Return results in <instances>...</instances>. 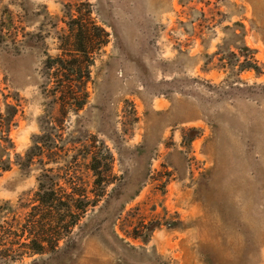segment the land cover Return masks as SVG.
Here are the masks:
<instances>
[{"label": "rangeland", "instance_id": "374dc122", "mask_svg": "<svg viewBox=\"0 0 264 264\" xmlns=\"http://www.w3.org/2000/svg\"><path fill=\"white\" fill-rule=\"evenodd\" d=\"M84 2L109 43L62 136L104 143L116 179L68 251L0 264H264V0H0L10 160L43 132L42 65ZM41 169L3 172L0 206L22 216Z\"/></svg>", "mask_w": 264, "mask_h": 264}, {"label": "trees", "instance_id": "16d2710c", "mask_svg": "<svg viewBox=\"0 0 264 264\" xmlns=\"http://www.w3.org/2000/svg\"><path fill=\"white\" fill-rule=\"evenodd\" d=\"M86 5L84 2L75 6L74 12L68 7L64 27L57 36L60 53L48 55L41 69V90L46 99L41 118L43 132L34 137L33 145L23 156L15 154L14 161L7 149L12 144L9 132L18 113L17 105L7 104L0 113V175L12 164L30 169L37 163L42 168L37 189L22 216L0 206V213H7L0 222L1 259L17 261L68 251L75 242V229L116 179L113 155L104 143L96 146L97 140L91 138L92 150H73L76 145L64 141L62 136L69 115L78 114L87 104L91 67L96 55L109 43V32L91 17ZM70 151L76 153L65 164L45 167L59 163ZM80 155L86 161L83 165ZM89 176L92 181L87 180Z\"/></svg>", "mask_w": 264, "mask_h": 264}]
</instances>
